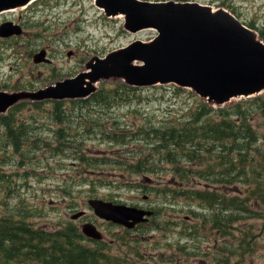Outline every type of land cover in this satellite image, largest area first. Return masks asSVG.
<instances>
[{
	"label": "rangeland",
	"instance_id": "obj_1",
	"mask_svg": "<svg viewBox=\"0 0 264 264\" xmlns=\"http://www.w3.org/2000/svg\"><path fill=\"white\" fill-rule=\"evenodd\" d=\"M197 1L212 4L215 8L229 9L259 35L264 29V0ZM18 17L22 19L24 32L17 36L0 35V90H36L45 87L88 69V61L95 55L103 56L135 39L149 40L157 32L154 28L128 30L124 26L123 15L108 16L95 0H44L0 12V22ZM42 48L46 50L45 58L36 61L34 55ZM118 82L127 83L118 77L100 79L96 83L97 89L102 84L113 85ZM160 84L135 85L138 88L135 89L132 100L115 105L103 113L101 117L107 120L106 126H109V118L115 117L125 125L135 122L138 123L135 127H145L142 124L147 116L145 113L152 115L151 118L156 124L170 123L169 119L178 120L185 116L183 114L189 112V106L198 101L187 91L177 92L175 86H167L172 83H165L164 87ZM241 98L245 96L233 97L224 104ZM203 100L216 108L224 105L206 98ZM44 105L50 107L47 103ZM15 109L17 108L10 107L6 113H0V120ZM34 109L30 104L21 106L15 112L16 119H25V115L31 114ZM100 109L90 108L92 115L89 120L85 117L80 120L85 119L84 122L92 123L90 120L97 119L95 113ZM251 121L255 125L261 123L259 116ZM13 127L6 125L4 121L0 123V159L9 160L8 163L0 162V202H3L8 196V189H11L14 192L10 195H15L13 202L25 197L28 203L41 207L40 215L32 218L37 227L56 228L74 220L82 228L84 222L92 220L103 231L101 245L108 253L118 255L121 259H132L137 264H218L220 255L225 259V264H264V213L258 211L261 205L254 196L248 198L253 215L245 216L244 223L235 220L233 228L223 234L220 228L211 225L212 222L207 217L210 208L191 193L178 192L186 188L200 187L223 190L229 196H248L246 193L251 191L246 190L251 188L248 183L241 184L236 181L231 184H210L207 180L208 173L202 171L208 166V160L192 162L194 169L181 177L180 173L186 171H176L170 160L157 159V151L167 149L156 148L153 141L133 138L129 139L128 144L118 143L88 129L85 131V148L90 154L109 157L108 164H98L93 171H84L76 159L53 157V160L49 158L51 165H47L46 160L42 163L38 161L39 164L29 163V169L32 170L36 165L38 170L32 173L23 165L27 158L16 149L12 140L10 139L11 146L5 144V136H13ZM136 149L143 150V154H137ZM118 150L123 153H117ZM37 152L40 155L41 150ZM122 156H129L130 160L156 156L157 160H151L156 168L140 173L133 172L125 165L114 162V158L121 160ZM181 160L183 161L179 165H189L188 158L181 157ZM80 175L99 177L104 179V183L100 182L89 193V184H70V177L79 178ZM225 185L227 188L222 189ZM64 186L72 189L73 198L64 190ZM90 197H101L146 209L154 208L155 212L153 210L149 220L143 221L137 227L127 228L97 216L88 203ZM3 211L4 207L0 206V213ZM80 211L82 217L72 219V215ZM245 236L249 237L248 243L242 245L241 239ZM221 246H225L222 247L221 254H216Z\"/></svg>",
	"mask_w": 264,
	"mask_h": 264
},
{
	"label": "trees",
	"instance_id": "obj_2",
	"mask_svg": "<svg viewBox=\"0 0 264 264\" xmlns=\"http://www.w3.org/2000/svg\"><path fill=\"white\" fill-rule=\"evenodd\" d=\"M42 1L44 0H35L33 3ZM260 36L264 39V29L261 30ZM160 86L164 87L163 84ZM167 86H175L177 92L187 91L198 100L189 106V112L183 114L185 116L178 120L169 119L170 123L156 124L151 118L152 115L145 113L147 116L142 122L145 127H135L138 124L135 122L125 125L115 117L109 118V126H106L107 120L101 117L103 113L115 105L132 100L138 87L124 82L102 84L100 89L87 97L24 100L13 105L12 107L17 109L0 120V123L4 121L6 125L14 126L13 136L9 138L6 135L5 144L11 146V139L16 149L27 158V162L22 164L32 173H36L38 171L36 165L31 170L28 168L29 163L39 164L38 161L42 163L46 160L47 165H51L49 160H53V157L76 159L84 171H93L98 164H108L109 157L90 154L85 148V131L88 129L118 143L128 144L129 139L133 138L148 139L155 143L156 148L167 149L157 151L159 154L157 159L170 160L174 163L176 171H186L180 173L181 177H185L194 169L192 162L208 160V166L202 171L208 173L207 180L210 184H231L236 181L251 184V188H246L248 191L251 190L246 193L248 196L242 194L229 196L223 190L200 187L178 190L191 193L210 208L207 217L212 222L211 225L220 228L223 234H227L229 229L233 228L235 220L244 223L245 216L253 215L248 198L254 196L261 205L258 211L264 213V92L216 108L205 103L191 88L175 83ZM45 103L50 107H45ZM26 104L35 109L20 121L16 119L15 112ZM90 108L101 109L95 113L97 119H91L92 123H86L85 119L89 120L92 115L89 112ZM257 116L260 117L261 123L255 125L251 119ZM83 117L85 119L80 120ZM87 124L91 126L88 127ZM37 150H41L40 155ZM135 152L143 154L141 149H136ZM117 153L123 152L118 150ZM123 157L125 156H122L121 160L114 158V162L125 165L133 172L140 173L156 168L155 163L151 161L157 160L156 156L139 157L134 160H130L129 156ZM181 157L188 158L187 168L178 164L183 161ZM8 161L7 158L0 159L2 163ZM103 180L99 177L80 175L79 178L70 177V184H89L90 193ZM223 188H227L226 185ZM64 190L73 196L71 188L64 186ZM12 192L14 191L8 189V196L0 202V206L4 207V211L0 213V264H137L132 259H121L118 255L108 253L101 245L102 240L87 237L74 220H69L56 228L37 227L32 218L40 215L42 208L28 203L25 197L13 202L15 195H10ZM244 213L249 215H243ZM248 238V236L242 238L241 244H247ZM222 247L225 246H221L216 254H221ZM221 258L222 255L218 258V264H225V259Z\"/></svg>",
	"mask_w": 264,
	"mask_h": 264
},
{
	"label": "water",
	"instance_id": "obj_3",
	"mask_svg": "<svg viewBox=\"0 0 264 264\" xmlns=\"http://www.w3.org/2000/svg\"><path fill=\"white\" fill-rule=\"evenodd\" d=\"M32 1L0 0V12ZM95 2L107 15L123 14L128 30L154 28L155 36L149 40L135 39L103 56L95 55L88 61V69L45 87L1 89L0 113L24 99L87 97L97 89L98 80L112 77L139 86L175 83L219 104L233 97H248L264 91V40L229 9L197 0ZM23 32L20 22L0 23L1 36ZM45 53L42 48L34 59H44ZM88 202L99 217L129 228L149 220L153 214V209L101 197H90ZM82 211L72 218H79ZM82 231L95 240L104 237L93 221L84 222Z\"/></svg>",
	"mask_w": 264,
	"mask_h": 264
},
{
	"label": "flooded vegetation",
	"instance_id": "obj_4",
	"mask_svg": "<svg viewBox=\"0 0 264 264\" xmlns=\"http://www.w3.org/2000/svg\"><path fill=\"white\" fill-rule=\"evenodd\" d=\"M8 19H10V18H8ZM11 20H14L15 22H18V21H19V22H22V19L19 18V17H18V19L15 18V19H11ZM152 209L154 210V208H152ZM154 212H155V210H154ZM88 220H89V219H88ZM105 220H106V219H105ZM91 221H92V220H91ZM107 221H110V222H111V220H107ZM139 224H140V223H139ZM139 224H138V225H139ZM138 225H136L135 227H137ZM135 227H134V228H135Z\"/></svg>",
	"mask_w": 264,
	"mask_h": 264
},
{
	"label": "bare ground",
	"instance_id": "obj_5",
	"mask_svg": "<svg viewBox=\"0 0 264 264\" xmlns=\"http://www.w3.org/2000/svg\"><path fill=\"white\" fill-rule=\"evenodd\" d=\"M17 8H19V7H16V8H12V9H8V10H14V9H17ZM121 15V14H120Z\"/></svg>",
	"mask_w": 264,
	"mask_h": 264
}]
</instances>
